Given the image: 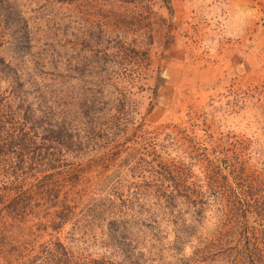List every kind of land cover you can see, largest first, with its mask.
Returning a JSON list of instances; mask_svg holds the SVG:
<instances>
[{"label": "rangeland", "instance_id": "rangeland-1", "mask_svg": "<svg viewBox=\"0 0 264 264\" xmlns=\"http://www.w3.org/2000/svg\"><path fill=\"white\" fill-rule=\"evenodd\" d=\"M169 1L0 0V91L81 136L0 156V264H264V0Z\"/></svg>", "mask_w": 264, "mask_h": 264}, {"label": "trees", "instance_id": "trees-1", "mask_svg": "<svg viewBox=\"0 0 264 264\" xmlns=\"http://www.w3.org/2000/svg\"><path fill=\"white\" fill-rule=\"evenodd\" d=\"M166 3L168 12L172 15L170 1L166 0ZM9 68L10 65H7L0 56V72L6 69L8 71ZM73 130L70 124L58 120L52 114L39 113L38 109L33 108L30 102L21 97H18V101L15 102L11 96H6L0 91V156L12 154L18 160L17 165L11 169L4 168L5 172L16 174L18 168L21 169L20 171L24 170L26 158L31 157L29 150L32 145L44 150L47 142L54 143L55 146H60L57 149L58 154L64 149L78 147L81 136L79 137ZM228 173L227 175H231L232 183H236V178H240V174L235 170H229ZM240 201L237 199L233 205ZM49 256L55 257V253H50ZM55 259L59 262V256Z\"/></svg>", "mask_w": 264, "mask_h": 264}]
</instances>
